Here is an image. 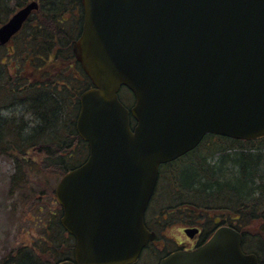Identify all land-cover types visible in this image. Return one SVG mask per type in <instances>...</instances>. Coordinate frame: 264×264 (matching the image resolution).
I'll return each instance as SVG.
<instances>
[{"label": "water", "instance_id": "95a60500", "mask_svg": "<svg viewBox=\"0 0 264 264\" xmlns=\"http://www.w3.org/2000/svg\"><path fill=\"white\" fill-rule=\"evenodd\" d=\"M82 3L73 50L94 86L81 95L77 129L90 152L55 190L76 239L75 261L58 264H130L156 236L144 216L161 163L208 133L264 136V0ZM39 9L32 0L2 24L0 46ZM123 86L136 96L131 109ZM242 243L224 225L198 250L160 264H260Z\"/></svg>", "mask_w": 264, "mask_h": 264}, {"label": "trees", "instance_id": "16d2710c", "mask_svg": "<svg viewBox=\"0 0 264 264\" xmlns=\"http://www.w3.org/2000/svg\"><path fill=\"white\" fill-rule=\"evenodd\" d=\"M29 1L0 0V25ZM38 1L39 12L13 38L25 33L20 50L2 56L0 47V157L14 160L12 186L25 199L24 189L39 182L54 193V182L89 155L76 127L80 96L93 86L73 52L83 24L82 0ZM119 95L134 104L127 87ZM160 179L159 187L168 190L159 212L183 205L180 213L189 210L192 222L205 225L220 212L224 222L241 229L244 248L264 263V236L251 230L259 226L264 232V137L248 141L207 134L197 148L162 164ZM62 215L61 207L51 211L37 243L10 252L0 264L74 259L75 238L63 227Z\"/></svg>", "mask_w": 264, "mask_h": 264}, {"label": "rangeland", "instance_id": "374dc122", "mask_svg": "<svg viewBox=\"0 0 264 264\" xmlns=\"http://www.w3.org/2000/svg\"><path fill=\"white\" fill-rule=\"evenodd\" d=\"M40 3V2H39ZM24 32L20 36L16 37L10 44L3 46L1 54L8 55L9 52L20 50L22 46ZM20 58L21 55L18 53ZM18 107L19 104L17 105ZM69 106V112L71 111ZM11 111V110H10ZM218 159L217 157L215 158ZM16 166L14 160L8 156L0 157V261L9 256L10 252H14L16 249L25 246H31L37 243L40 239L42 231V221L51 211H55L60 207L55 193L49 188H44L41 182L36 185H32L30 188L24 189V194L27 198H23L20 192H17L13 185V176L15 175ZM166 182L163 179V183ZM55 183L53 190H55ZM168 186H160L157 194V210L164 206L162 204V198L165 199L167 195ZM165 193V194H164ZM23 194V195H24ZM156 210V207L153 208ZM236 216V215H234ZM171 232L179 235L181 230L180 226L174 225L171 228ZM256 233L262 234L264 232L259 226L253 227ZM160 243L166 242V238H160ZM264 241V239H263ZM159 261V254L157 251H146L145 256L141 262L137 264H157Z\"/></svg>", "mask_w": 264, "mask_h": 264}, {"label": "flooded vegetation", "instance_id": "af4514ba", "mask_svg": "<svg viewBox=\"0 0 264 264\" xmlns=\"http://www.w3.org/2000/svg\"><path fill=\"white\" fill-rule=\"evenodd\" d=\"M160 181L161 179H159L158 186L145 214L146 225L151 231L156 232V238L155 240L150 241L145 247L138 262L143 259L146 251H157L159 254V261L157 264H160L164 258L174 252L198 250L208 241L220 226L225 225L224 223H226L224 222L225 216L223 217L220 212L212 215V223L210 225H205L203 222L199 221L192 222L189 218V216H192L189 210L186 214L180 213L183 211L182 209L185 208L183 205H174L171 208L159 212V209L157 210L156 201L158 199L157 194ZM154 207H156V210L153 209ZM237 216L238 215L234 217ZM237 218H240V216ZM174 225L181 227L179 235L171 232L170 228ZM197 228L198 231H191ZM161 237H165L167 243L162 242L158 244ZM258 260L260 264H264L260 261L259 257Z\"/></svg>", "mask_w": 264, "mask_h": 264}]
</instances>
